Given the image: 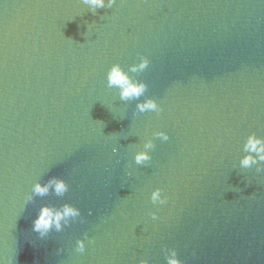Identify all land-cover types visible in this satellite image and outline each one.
Instances as JSON below:
<instances>
[{"label": "water", "instance_id": "water-1", "mask_svg": "<svg viewBox=\"0 0 264 264\" xmlns=\"http://www.w3.org/2000/svg\"><path fill=\"white\" fill-rule=\"evenodd\" d=\"M113 65L144 94L121 99ZM148 100L159 113L139 111ZM252 135L264 140V0H0V264H168L171 250L264 264V161L240 166ZM52 177L69 191L25 202ZM65 204L81 216L32 230Z\"/></svg>", "mask_w": 264, "mask_h": 264}, {"label": "clouds", "instance_id": "clouds-1", "mask_svg": "<svg viewBox=\"0 0 264 264\" xmlns=\"http://www.w3.org/2000/svg\"><path fill=\"white\" fill-rule=\"evenodd\" d=\"M86 3L90 4L92 7H104L105 0H85ZM109 5L115 3V0H108ZM149 67V60L145 57L140 58V63L134 66L132 71H143ZM107 80L110 87H117L120 89L121 99L128 100L132 98H138L144 94L146 90V85L139 82H133L127 76V74L120 68L119 65H113L107 73ZM139 111L141 112H156L159 113V105L152 100H148L145 103L137 105ZM158 138L163 141L169 139L168 135L163 132H157L155 134ZM151 142L146 145V148H151ZM245 153L248 155L244 156L240 161V166L242 168H251L253 165H257L259 162L264 161V140L257 138L252 135L249 136L244 144L243 148ZM115 151V149H114ZM254 153L255 155H252ZM151 160V156L147 151L137 152L134 157V161L137 165H144L146 162ZM257 171H260L257 168ZM54 191L55 195L63 196L69 191V185L62 179L56 177L50 178L46 183L41 184L39 182L33 184L30 194L26 196L25 202H30L34 197H44L49 194V192ZM151 201L154 205H164L167 203L166 198H161L160 190L156 189L151 194ZM152 219H158L155 213H152ZM81 216V212L78 208L73 207L70 204H65L61 208H49L42 207L33 221V231L37 232L41 238L48 235L53 229L56 231H61L62 228L69 223V221H75ZM88 237L85 236L84 239L76 241L75 251L78 253H83L85 251V240ZM168 264H182L181 260L177 257V252L171 250L167 257ZM139 264H149L147 259L141 260Z\"/></svg>", "mask_w": 264, "mask_h": 264}]
</instances>
